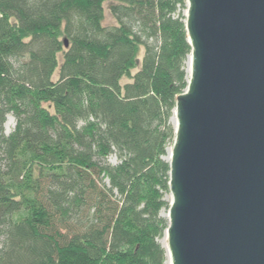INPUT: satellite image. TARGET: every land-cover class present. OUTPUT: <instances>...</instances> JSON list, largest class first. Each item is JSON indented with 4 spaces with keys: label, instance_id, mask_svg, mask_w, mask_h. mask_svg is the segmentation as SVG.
Here are the masks:
<instances>
[{
    "label": "trees",
    "instance_id": "1",
    "mask_svg": "<svg viewBox=\"0 0 264 264\" xmlns=\"http://www.w3.org/2000/svg\"><path fill=\"white\" fill-rule=\"evenodd\" d=\"M187 9L0 0V264H167Z\"/></svg>",
    "mask_w": 264,
    "mask_h": 264
},
{
    "label": "water",
    "instance_id": "2",
    "mask_svg": "<svg viewBox=\"0 0 264 264\" xmlns=\"http://www.w3.org/2000/svg\"><path fill=\"white\" fill-rule=\"evenodd\" d=\"M186 1L192 69L171 119L167 257L264 264V0Z\"/></svg>",
    "mask_w": 264,
    "mask_h": 264
},
{
    "label": "rangeland",
    "instance_id": "3",
    "mask_svg": "<svg viewBox=\"0 0 264 264\" xmlns=\"http://www.w3.org/2000/svg\"><path fill=\"white\" fill-rule=\"evenodd\" d=\"M105 5H106V9H105V20H104V24L105 25H111V26H113V25H115L116 24V18H114V16L113 15H111V12H110V9H109V2H105ZM58 74H59V72L57 71V73H56V75H55V78H57L58 77ZM188 77H189V74H188ZM8 117H13L12 115H9ZM7 117V118H8ZM14 118V123L13 124H11L10 126H7V123H8V121H9V118H8V120H7V122H6V124H5V129H6V132L9 134V133H11V131L14 129V126H15V117H13ZM168 148H171L172 149V146H169ZM168 155V154H167ZM113 160L115 161V158H113ZM168 197H169V194H168ZM163 213H164V215L165 214H167L168 213V211H163ZM162 239V238H161ZM160 239V240H161Z\"/></svg>",
    "mask_w": 264,
    "mask_h": 264
},
{
    "label": "bare ground",
    "instance_id": "4",
    "mask_svg": "<svg viewBox=\"0 0 264 264\" xmlns=\"http://www.w3.org/2000/svg\"><path fill=\"white\" fill-rule=\"evenodd\" d=\"M186 66H187V72H188V74L190 73V71H191V69H192V66H191V59H189L188 58V60L186 61ZM9 118V121H8V123H7V126H10L11 124H13L14 123V118L13 117H8ZM171 152H172V149L171 148H168L167 149V156H166V158L167 159H171ZM165 215H167V214H165ZM161 243L163 244V246L165 247V248H168V241H167V237L166 236H164L161 240ZM167 264H171L170 263V257H168V259H167V262H166Z\"/></svg>",
    "mask_w": 264,
    "mask_h": 264
}]
</instances>
